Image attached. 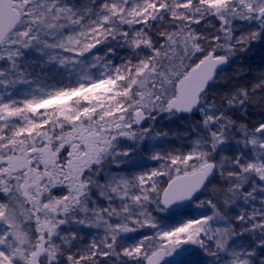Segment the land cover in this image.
<instances>
[{
    "label": "snow or ice",
    "instance_id": "obj_1",
    "mask_svg": "<svg viewBox=\"0 0 264 264\" xmlns=\"http://www.w3.org/2000/svg\"><path fill=\"white\" fill-rule=\"evenodd\" d=\"M0 264H264V0H0Z\"/></svg>",
    "mask_w": 264,
    "mask_h": 264
}]
</instances>
